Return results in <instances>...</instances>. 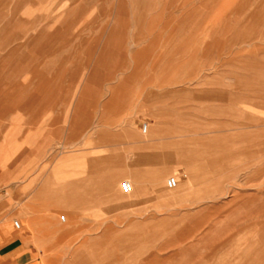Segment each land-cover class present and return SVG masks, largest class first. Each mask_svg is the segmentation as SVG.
<instances>
[{"label": "rangeland", "instance_id": "rangeland-1", "mask_svg": "<svg viewBox=\"0 0 264 264\" xmlns=\"http://www.w3.org/2000/svg\"><path fill=\"white\" fill-rule=\"evenodd\" d=\"M17 1L0 0V217L19 220L28 264H264V0H23L11 18ZM108 101L196 116L201 156L150 167L140 191L102 172L98 203H62L94 174L53 172L77 150L60 123Z\"/></svg>", "mask_w": 264, "mask_h": 264}, {"label": "crops", "instance_id": "crops-1", "mask_svg": "<svg viewBox=\"0 0 264 264\" xmlns=\"http://www.w3.org/2000/svg\"><path fill=\"white\" fill-rule=\"evenodd\" d=\"M22 2L23 0L17 1L11 18H14V14L19 11ZM192 83L193 81L190 82V88H196L197 81L194 80V87ZM209 98L211 95L204 94L205 101ZM164 99V94H158L159 101ZM191 99L197 101L198 97L196 94H192ZM106 103L109 105L108 110L100 108L98 116L76 118L77 127L75 128L70 127L75 123L68 120H62L60 123L67 126L66 128L62 127V131L65 130L64 134L77 136V141L74 143L72 141L69 144V147L77 148V150L62 152L60 162L55 166L53 172L94 174L87 176V178L83 176L74 181L68 180L66 185H62L63 191L60 194V197L64 198L62 203H98L99 201L95 197L101 192L102 185L104 189L106 188L105 184L111 182L102 177V172L130 175L132 178L130 190L136 187L140 191L143 179L147 178L146 175L150 167H159L163 174L172 171L181 172L191 163L192 142L195 139L199 141L205 139L195 138L188 126L201 123V121L197 122L196 116L188 118L176 115L169 116L165 114V107L163 106L162 115H159L161 108L158 107V116L155 119H145L142 113L138 111L140 104H134L132 109L135 111L132 116H125L119 105L113 106L110 101ZM145 125H147L146 131H144ZM149 130L150 132L147 133ZM75 143L77 144L75 145ZM193 151L198 160L201 156L199 145ZM113 182L115 185L116 182ZM108 186V190L113 187L111 183H108ZM86 189H90L92 193H85ZM185 190L186 188L181 185L180 190L174 193V196H183ZM163 194L169 196L168 191H163ZM90 195L94 199L93 201L87 200L91 198ZM35 198L36 200L41 199L42 194L36 193ZM70 198L75 200L69 201ZM2 207L0 204V213ZM63 219L66 220V218ZM124 219H129V217ZM14 227L16 226L12 220L0 217V256L2 263L28 264L31 261L32 252L23 242L24 236L17 234Z\"/></svg>", "mask_w": 264, "mask_h": 264}, {"label": "built area", "instance_id": "built-area-1", "mask_svg": "<svg viewBox=\"0 0 264 264\" xmlns=\"http://www.w3.org/2000/svg\"><path fill=\"white\" fill-rule=\"evenodd\" d=\"M147 130V125H145L144 126V131H146ZM178 184H179V182H178V179L176 178V177H170L168 180H167V187L169 188V189H174V188H176L177 186H178ZM126 187H127V189H131L132 188V185H131V183H127L126 184ZM63 220H65V219H63ZM14 225L17 227V228H20L21 227V224H20V222H19V220H15L14 221Z\"/></svg>", "mask_w": 264, "mask_h": 264}, {"label": "bare ground", "instance_id": "bare-ground-1", "mask_svg": "<svg viewBox=\"0 0 264 264\" xmlns=\"http://www.w3.org/2000/svg\"><path fill=\"white\" fill-rule=\"evenodd\" d=\"M177 187H178V186H177ZM177 187H176V188H177ZM174 189H175V188H174Z\"/></svg>", "mask_w": 264, "mask_h": 264}]
</instances>
